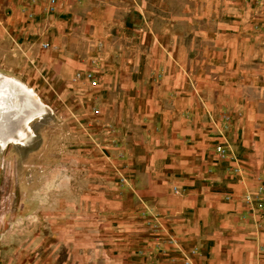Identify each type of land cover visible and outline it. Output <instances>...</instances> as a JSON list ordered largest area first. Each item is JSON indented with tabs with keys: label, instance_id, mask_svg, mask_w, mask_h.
<instances>
[{
	"label": "rangeland",
	"instance_id": "obj_1",
	"mask_svg": "<svg viewBox=\"0 0 264 264\" xmlns=\"http://www.w3.org/2000/svg\"><path fill=\"white\" fill-rule=\"evenodd\" d=\"M0 73V264H264V0H0Z\"/></svg>",
	"mask_w": 264,
	"mask_h": 264
},
{
	"label": "bare ground",
	"instance_id": "obj_2",
	"mask_svg": "<svg viewBox=\"0 0 264 264\" xmlns=\"http://www.w3.org/2000/svg\"><path fill=\"white\" fill-rule=\"evenodd\" d=\"M13 89V90H12ZM14 89L17 91V92H20L22 94H25L27 96L28 99H32L33 96L35 94H33V92L28 89L27 87H25V85H23L22 83L18 82L16 79L12 78V77H8L4 74H1L0 73V101H2V99L4 100V97L11 91V93H13ZM15 92V91H14ZM10 94V93H9ZM8 94V95H9ZM14 94V93H13ZM11 94V95H13ZM26 98V99H27ZM35 99H37V97L34 96ZM8 100V99H7ZM16 101V100H15ZM18 101V100H17ZM38 101V100H37ZM31 102H33L31 100ZM35 102V101H34ZM7 104V103H6ZM10 104V103H9ZM18 104V103H17ZM2 106V105H1ZM12 106V105H11ZM14 106V105H13ZM12 106V107H13ZM17 106V105H16ZM8 107V106H6ZM10 108V107H9ZM8 108V111L10 110ZM1 110V108H0ZM7 110V108H6ZM23 120V119H22ZM29 119H25L22 121V129L23 128H27L28 124H29ZM19 133H21L20 135H17L18 137L16 139H19V138H22V137H25V132H23V130H19ZM27 133V132H26ZM0 144L2 146H5L7 144V141L6 140H0Z\"/></svg>",
	"mask_w": 264,
	"mask_h": 264
},
{
	"label": "crops",
	"instance_id": "obj_3",
	"mask_svg": "<svg viewBox=\"0 0 264 264\" xmlns=\"http://www.w3.org/2000/svg\"><path fill=\"white\" fill-rule=\"evenodd\" d=\"M217 172H218L217 168H210V170L208 172L201 173L200 174V177L194 178V180H191V179L190 180H187L186 181L187 183H185V184H187L188 187L189 186L192 187L193 190L195 189V186L205 187L206 181L208 180V178H212L213 179V177H215V175L217 174ZM231 176L232 177H236V176H238V173L232 172L231 173ZM225 178H227V177H225ZM175 222L176 223H181L183 221L182 220H176L173 223H175ZM172 225H174V224H172ZM179 225H181V224H179Z\"/></svg>",
	"mask_w": 264,
	"mask_h": 264
},
{
	"label": "built area",
	"instance_id": "obj_4",
	"mask_svg": "<svg viewBox=\"0 0 264 264\" xmlns=\"http://www.w3.org/2000/svg\"><path fill=\"white\" fill-rule=\"evenodd\" d=\"M49 1V10L54 11L56 6V0H48Z\"/></svg>",
	"mask_w": 264,
	"mask_h": 264
}]
</instances>
